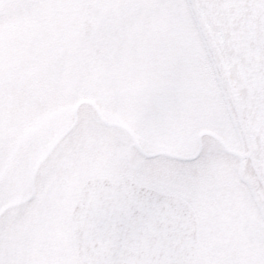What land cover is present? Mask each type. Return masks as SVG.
Segmentation results:
<instances>
[{"label":"snow or ice","instance_id":"snow-or-ice-1","mask_svg":"<svg viewBox=\"0 0 264 264\" xmlns=\"http://www.w3.org/2000/svg\"><path fill=\"white\" fill-rule=\"evenodd\" d=\"M0 264H264V0H0Z\"/></svg>","mask_w":264,"mask_h":264}]
</instances>
